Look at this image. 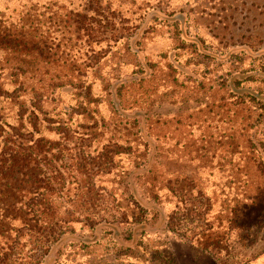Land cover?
I'll return each mask as SVG.
<instances>
[{"label":"trees","instance_id":"1","mask_svg":"<svg viewBox=\"0 0 264 264\" xmlns=\"http://www.w3.org/2000/svg\"><path fill=\"white\" fill-rule=\"evenodd\" d=\"M2 1L3 260L24 231L41 229L37 203L53 187L43 163L67 175L61 196H76L78 183L58 152L71 136L99 151L117 148L110 162L121 179L114 198L122 218L79 233L71 220L54 223L35 264H64L68 250L87 255L93 246L105 248L101 259L111 264L142 261L151 253L144 242L162 235L217 264L214 254L227 247L235 227L261 224V21L246 11L235 32L226 22L235 15L232 2L224 0H184L186 6L164 10L162 0ZM116 20L124 31L107 33ZM152 34L161 37L149 41ZM118 50L136 61H120ZM196 198L204 201L197 213L203 227L189 235L182 231L196 214ZM251 209L258 214L247 221ZM164 255L174 264L175 253L164 248Z\"/></svg>","mask_w":264,"mask_h":264},{"label":"rangeland","instance_id":"2","mask_svg":"<svg viewBox=\"0 0 264 264\" xmlns=\"http://www.w3.org/2000/svg\"><path fill=\"white\" fill-rule=\"evenodd\" d=\"M224 1L232 2V11L235 15L226 22H229V25L231 23L230 26L235 32H238V27H240L246 11L249 13V18L252 17L253 22L258 24L261 21L259 29H263L264 0ZM3 6V1L0 0V15H2ZM180 6H186L184 0H162L161 4L163 10L164 8L171 9ZM233 21L235 22L234 24H232ZM109 28L110 30L107 31L109 34H119L124 31L123 25L118 20L115 21L116 30L111 27ZM150 37L151 39L149 41L153 40V37L159 38L161 35L152 34ZM123 54V50H118V55H121L120 61H136V56ZM1 65L2 52H0ZM115 150L117 148L112 146L99 151L90 140L80 139L75 136H71L62 141L60 149L58 150L59 156L66 165L65 170H69L70 174L75 178L74 180L78 183L76 196L72 197V199L63 198L60 187L64 181V176L67 175L62 174L53 162L49 164L46 162L43 163V168L51 177L53 187L37 203L41 229L35 232L24 231L18 243L15 245L13 255L3 260L2 253L0 252V264H35L40 250H43L47 243L45 239L47 237L48 227L54 226L55 228L54 223L56 222L71 220L70 227L74 226L76 233H79L85 230V227L95 222L121 220L122 213L114 198L115 190L120 185L117 182L121 179H119L120 177L117 175V172L112 169L117 165L113 167L110 162V157L114 155ZM128 161L130 162V159ZM1 165L2 162H0ZM118 188L120 187L118 186ZM191 201V206L197 207L196 214H191L189 221L185 222L182 231L189 235L203 227L200 217L201 212H203L204 201L202 198H196ZM165 207L168 209L170 205ZM199 212L200 217L197 214ZM257 214L258 210L256 209L248 211L246 213L247 221L254 220ZM76 220H79L80 223H73ZM164 239V235H162L161 241L159 242H144L149 245L148 248L151 253H148L142 261H136L130 258L123 264H167V260L164 257V248H168L172 253H175L174 264H212L209 258L197 255L193 250L191 252L189 246L173 243L167 244ZM101 242L104 244V247L110 246L106 245L109 244L108 239H102ZM158 244H162V248L157 249L159 252H156L153 246H158ZM104 251L105 248L93 246L89 254L86 255L83 250L77 249L79 255H76L70 249L63 257L66 260L64 264H111L107 260L101 259L104 256H101V253H104ZM214 257L217 264H264V220L257 226L247 224L243 228L235 227L229 234L227 247L214 254Z\"/></svg>","mask_w":264,"mask_h":264}]
</instances>
